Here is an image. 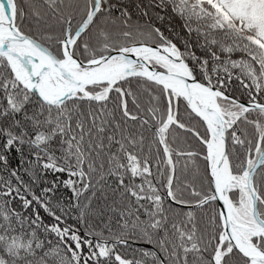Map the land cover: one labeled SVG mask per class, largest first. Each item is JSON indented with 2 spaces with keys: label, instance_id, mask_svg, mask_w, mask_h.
<instances>
[{
  "label": "snow or ice",
  "instance_id": "obj_1",
  "mask_svg": "<svg viewBox=\"0 0 264 264\" xmlns=\"http://www.w3.org/2000/svg\"><path fill=\"white\" fill-rule=\"evenodd\" d=\"M0 264H264V0H0Z\"/></svg>",
  "mask_w": 264,
  "mask_h": 264
}]
</instances>
